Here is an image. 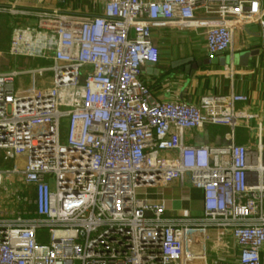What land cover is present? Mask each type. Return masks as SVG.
<instances>
[{"label": "built area", "instance_id": "1", "mask_svg": "<svg viewBox=\"0 0 264 264\" xmlns=\"http://www.w3.org/2000/svg\"><path fill=\"white\" fill-rule=\"evenodd\" d=\"M12 28L0 67V264H207L211 231L230 235L238 264H264V170L235 142L242 94L156 101L142 79L159 61L153 30L202 29L207 51L230 50L257 24L262 0H105L98 16L59 9ZM28 57L47 62L18 69ZM29 76V84H18ZM229 126L225 144L193 145L188 130ZM257 169V173L252 170ZM191 185L200 217L167 216L158 192ZM13 187V189H12ZM47 229L49 244L39 231Z\"/></svg>", "mask_w": 264, "mask_h": 264}, {"label": "crops", "instance_id": "2", "mask_svg": "<svg viewBox=\"0 0 264 264\" xmlns=\"http://www.w3.org/2000/svg\"><path fill=\"white\" fill-rule=\"evenodd\" d=\"M105 0H0V7L20 10L59 9L84 16H98L103 12ZM36 23L31 16L0 13V67L11 65L7 56L12 28ZM260 37V38H259ZM153 41L160 49L159 61L143 67L142 79L156 101L199 102L208 94H242L247 102L236 105L238 124L235 142L247 147L251 162L264 170V49L251 54L249 46L257 42L264 46V37L257 24L235 34L230 50L210 55L202 29H180L171 24L153 30ZM210 58L211 63L193 71L181 60ZM231 132L229 126L206 125L202 129L188 130L186 142L193 145L225 144ZM252 172L257 173V169ZM158 196L165 201L168 216L200 217L203 214L202 191L191 185H172L161 189ZM13 208L8 195L0 190V209ZM206 245L196 249L206 254L207 264H238V247L230 235L218 236L211 231ZM264 258V247L261 251Z\"/></svg>", "mask_w": 264, "mask_h": 264}, {"label": "rangeland", "instance_id": "3", "mask_svg": "<svg viewBox=\"0 0 264 264\" xmlns=\"http://www.w3.org/2000/svg\"><path fill=\"white\" fill-rule=\"evenodd\" d=\"M47 62L41 61L40 59H33V58H28V57H22L18 58L13 61V64L18 68V69H28V68H34L37 66H41L42 64H46ZM31 82L29 76H24L21 77L18 81V84H29ZM13 189V187H12ZM39 239L41 240L42 243L49 244L50 242V237H49V232L47 229H44L42 231H39Z\"/></svg>", "mask_w": 264, "mask_h": 264}, {"label": "water", "instance_id": "4", "mask_svg": "<svg viewBox=\"0 0 264 264\" xmlns=\"http://www.w3.org/2000/svg\"><path fill=\"white\" fill-rule=\"evenodd\" d=\"M262 1L264 3V0ZM249 48L251 49L252 55H257L262 48L264 49V46L262 43L257 42L254 46H249ZM209 63H211V59L208 57L201 60H194V58H187L179 62V64H185L188 68L192 69L193 71L197 70L202 65H208ZM148 64L150 65L151 63ZM166 215L168 216V214Z\"/></svg>", "mask_w": 264, "mask_h": 264}]
</instances>
